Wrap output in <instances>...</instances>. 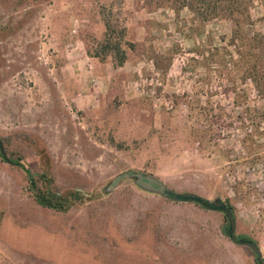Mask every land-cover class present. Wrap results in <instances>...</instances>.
Wrapping results in <instances>:
<instances>
[{
  "label": "rangeland",
  "instance_id": "374dc122",
  "mask_svg": "<svg viewBox=\"0 0 264 264\" xmlns=\"http://www.w3.org/2000/svg\"><path fill=\"white\" fill-rule=\"evenodd\" d=\"M135 28V47L120 45L136 71L120 76L137 109L117 97L104 112H76L60 80L65 46L76 42L83 60L107 33ZM154 78L170 109L126 90ZM0 142L35 177L46 167L55 191L85 197L66 212L41 207L26 174L0 155V264H256L220 211L132 178L109 189L129 171L232 207L235 235L255 242L264 264V231L254 234L264 217L254 219L249 199L258 180L224 177L264 167V0H0Z\"/></svg>",
  "mask_w": 264,
  "mask_h": 264
},
{
  "label": "crops",
  "instance_id": "0c3cea01",
  "mask_svg": "<svg viewBox=\"0 0 264 264\" xmlns=\"http://www.w3.org/2000/svg\"><path fill=\"white\" fill-rule=\"evenodd\" d=\"M132 21L135 22V19ZM134 31L131 30L128 35L118 38V41L120 42V39L128 41L132 44L131 49L134 48V44L140 40L137 28ZM159 38V42L156 41L157 44H160L155 47L156 53L163 52L162 50L165 48L162 45V38ZM79 49L82 48L79 47ZM121 49L125 50L127 56L132 53L130 48L121 47ZM82 51L86 53L83 49ZM96 52L97 50H95ZM86 57L80 60L76 55L74 56L73 52V54L71 53V62L64 63L61 68V71L65 72L60 79L61 84L67 86L65 98L71 102L74 110L76 112H104L105 108L111 105L114 98L117 97L122 101V105L128 104L130 110L137 109L132 97L121 90L125 79L120 76V73L127 72V74L125 73L127 76L133 77L138 58L127 57L123 64L117 65L112 55L106 56L102 60L96 57ZM87 61L91 63V70H88L86 66ZM91 79H95V85L92 84ZM260 230L264 231L263 223H259L258 227H254V234L258 235Z\"/></svg>",
  "mask_w": 264,
  "mask_h": 264
},
{
  "label": "trees",
  "instance_id": "16d2710c",
  "mask_svg": "<svg viewBox=\"0 0 264 264\" xmlns=\"http://www.w3.org/2000/svg\"><path fill=\"white\" fill-rule=\"evenodd\" d=\"M178 1H200V0H178ZM189 4V3H188ZM190 5V4H189ZM122 34L120 35L121 38ZM113 40L111 33H107L104 37L102 44L100 45V52H96L93 57L100 58L105 56V52L112 53L117 65L123 64L127 59L125 50L121 49L119 39ZM129 47L131 44H127ZM102 52V55L100 53ZM12 161V160H11ZM13 165H17L26 174L28 180V188L32 193L35 203L41 207L53 209L59 212H66L75 202H81L85 198L79 191H69L66 193H59L52 189V179L49 176V171L45 167L41 173L35 177L30 174L29 170L17 161H12ZM232 209V207H230ZM256 264H262L260 261H256Z\"/></svg>",
  "mask_w": 264,
  "mask_h": 264
},
{
  "label": "water",
  "instance_id": "95a60500",
  "mask_svg": "<svg viewBox=\"0 0 264 264\" xmlns=\"http://www.w3.org/2000/svg\"><path fill=\"white\" fill-rule=\"evenodd\" d=\"M0 155L5 162L12 164V161L8 159L4 152V148L1 142ZM126 178H132L134 180V183L144 191L158 194L164 198H169L175 202H192L209 210L220 211L221 213H223L227 220L226 232L229 239L238 245L245 246L251 249V251H253V253L256 255L257 261L261 262V251L257 244L250 240L238 238L235 235V218L233 216V213L231 209L220 199H214L212 201H209L192 193L177 194L169 190L161 181H159L155 177L140 172L131 171L117 175L111 181L109 189L113 188L120 180Z\"/></svg>",
  "mask_w": 264,
  "mask_h": 264
},
{
  "label": "built area",
  "instance_id": "2783aa9c",
  "mask_svg": "<svg viewBox=\"0 0 264 264\" xmlns=\"http://www.w3.org/2000/svg\"><path fill=\"white\" fill-rule=\"evenodd\" d=\"M78 22L74 21L72 25L71 34L76 35L78 31ZM79 47L76 42L72 41L65 46V51L69 54H73L75 51H79ZM88 70L92 69L91 63L87 61L86 64ZM92 84L95 85V79H91ZM155 86H160V83L157 78L149 79L148 81H133L129 85H126V90H130L135 95L138 96H147L151 98L152 105L154 108H159V106L164 104L167 109H170L171 106L168 105V102L164 101L162 96L157 95ZM244 154V153H243ZM239 173L244 175L254 176L258 181L253 184L254 189L250 191L249 199L252 202L253 216L255 220H260L264 217V167L255 164H247L244 166H235L234 170L228 171L224 174L225 180L229 185H232L236 181V177Z\"/></svg>",
  "mask_w": 264,
  "mask_h": 264
}]
</instances>
